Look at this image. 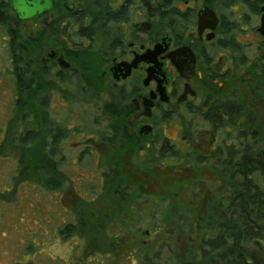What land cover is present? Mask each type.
<instances>
[{"label":"flooded vegetation","instance_id":"obj_1","mask_svg":"<svg viewBox=\"0 0 264 264\" xmlns=\"http://www.w3.org/2000/svg\"><path fill=\"white\" fill-rule=\"evenodd\" d=\"M263 17L264 0H0V77L12 83L11 115L20 120L10 122V146L41 152L56 174L40 185L60 189V149L78 131L68 126L77 112L50 111L52 97L76 109L96 100L110 122L99 143L120 140L100 163L123 164L129 150L133 166L205 165L188 134L210 131L223 171V149L242 147L231 120L264 113ZM247 35L256 41H240ZM185 114L201 118L200 130L169 138L166 127Z\"/></svg>","mask_w":264,"mask_h":264},{"label":"rangeland","instance_id":"obj_2","mask_svg":"<svg viewBox=\"0 0 264 264\" xmlns=\"http://www.w3.org/2000/svg\"><path fill=\"white\" fill-rule=\"evenodd\" d=\"M240 41L249 45L256 40L247 35ZM52 92L55 94V90ZM40 93L36 88L32 97ZM60 100L52 97L49 110L64 116L70 109L77 112L76 119L68 122V126L78 131L71 133L61 145L65 161L63 185L56 191H46L37 183L38 172H41L40 179H45L44 174H56V167L45 160L40 162L41 152L22 154L10 146L13 133L10 122L20 120L11 115L12 83L6 77L0 80V264H172L183 258L199 239L196 232L185 229L180 235L176 230L169 235L165 229L174 224L167 217H175L183 202H188L193 211L201 209L206 213L212 200L223 192L227 177L226 170L214 169L215 139L211 132L188 134L194 127L200 130L201 118L185 114L169 123L166 135L180 140L188 134V141L197 147L196 151L207 155L205 165L187 162L176 165L163 159L164 167L136 165L135 168L129 161L131 152L126 150L123 160L129 162L112 167L111 163H100V159L109 153L113 155L110 150L119 152L120 140L111 149L99 143L97 134L105 132L110 123L100 110L102 103L95 100V105L79 104L76 109ZM31 107L38 109L33 99ZM37 120L32 118V125H37ZM259 122H264V113ZM116 174H125L129 183L124 185L131 191L137 190L134 201L123 198L126 194L123 184L118 195L114 192L107 176L112 179ZM181 213L190 214L186 210ZM97 215L103 217L96 219L99 222L96 227L104 230L99 235L103 237L89 241L86 235H71L68 231L64 233L66 236H60L59 230L64 224H77L81 218L94 221ZM102 222L108 225L103 226ZM156 229L158 233L147 234ZM112 242L117 256L106 257V248L112 247ZM120 243L123 246H118ZM124 245L128 247L126 250ZM153 252L158 259L152 256Z\"/></svg>","mask_w":264,"mask_h":264},{"label":"trees","instance_id":"obj_3","mask_svg":"<svg viewBox=\"0 0 264 264\" xmlns=\"http://www.w3.org/2000/svg\"><path fill=\"white\" fill-rule=\"evenodd\" d=\"M241 115L231 120V125L235 126V122H239L237 133L242 147L238 150L232 147L223 149L225 158L229 161L223 167L227 177L224 179L225 188L219 198L211 199L212 202L207 207L206 213H202L201 209L193 211L188 202H183L175 217H167L174 224L165 229L169 235L174 233V230L180 235L185 229L196 232L199 239V243L193 245L183 258L176 259L172 264H264V123H260L259 118L253 115L249 117L242 113ZM217 158V153L214 151L215 170L220 167L216 162ZM38 170L39 168H36L35 171ZM40 174L39 170L37 175L39 184ZM116 175L112 179L107 176L114 192L118 195L117 191L123 184L126 192L123 198L126 201L129 199L134 201L137 190L133 188L131 191L127 185H124L129 183L128 177L125 174ZM52 182H48V185H52ZM185 210L190 214L181 213ZM97 218L103 219L102 216L97 215L94 221L86 222L81 218L82 220L77 223L79 225L64 224L63 235L67 231L71 232V235L78 233L79 236L86 235L89 241L103 237L99 235H103L104 230L96 227L99 224ZM105 225H108V222H104L103 226ZM156 233H158L157 229L147 232L149 236ZM115 239L116 237L111 240ZM111 244L112 247H107L105 251L106 254L108 253L106 257L110 258L117 256L115 243ZM120 245L123 246L122 243L118 246ZM124 246L126 250L128 247ZM155 253L153 252L152 256L158 259ZM157 253L160 254L159 250ZM168 253L171 254V251L169 250Z\"/></svg>","mask_w":264,"mask_h":264},{"label":"water","instance_id":"obj_4","mask_svg":"<svg viewBox=\"0 0 264 264\" xmlns=\"http://www.w3.org/2000/svg\"><path fill=\"white\" fill-rule=\"evenodd\" d=\"M264 26V17H263V19H262V27ZM145 129H147V128H145Z\"/></svg>","mask_w":264,"mask_h":264}]
</instances>
